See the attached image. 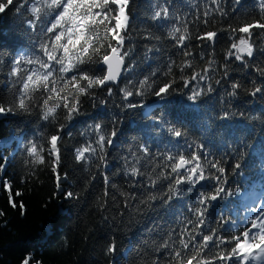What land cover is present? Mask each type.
I'll use <instances>...</instances> for the list:
<instances>
[{"label":"trees","instance_id":"obj_1","mask_svg":"<svg viewBox=\"0 0 264 264\" xmlns=\"http://www.w3.org/2000/svg\"><path fill=\"white\" fill-rule=\"evenodd\" d=\"M19 3L23 0H17V6ZM220 6L228 13L227 17L215 11L217 5L212 0H133L130 39L125 44L132 48L129 58L132 70L124 73L118 86H112L114 94L111 97L99 88L94 90L95 101L90 96H82L85 115L77 118V122H68L63 132V167L69 173L65 187L80 193L79 199L50 198L56 191L50 169L26 163L30 158L24 145L34 140L47 148L40 134L45 138L55 134L56 125L39 119L38 108L32 115L0 117V163H5L3 158L7 157L2 176L12 180L14 188L23 191L15 200L17 204L22 200L25 206L23 214L19 207H10L0 184V210L5 213L0 216V264H22L26 256H31V264L37 261L42 264H113L114 259H118L119 264H152L157 257L160 264H168L167 254L161 255L163 250L157 252L156 248L168 240L169 233L172 237L169 243L175 241L178 246L179 233L188 220H195L190 208L197 206L200 193L213 191L215 182L205 181L199 188L194 186L192 191H187L189 185H181V197L173 199L169 205L153 202V208L146 209L139 200L149 194H167L168 185L176 179L175 173L169 175L171 168L167 165L172 162L164 160L165 154L183 152L189 158L192 151L206 154L207 160H201L206 175L208 161L220 160L228 179L225 187L239 189V192L213 202L211 216L215 220L221 215L235 220L237 231L246 226L242 223L244 218L250 219L253 215L249 209L264 204V92L251 95L256 87L264 89V76L255 70L264 68V55L257 51L254 57H245L247 67L234 57L225 59L231 40L227 32H220L212 46L192 40L193 55L184 57L183 50L174 46L176 41L168 36L173 28L183 30L185 25L195 35L197 30L218 31L229 24L239 27V21L259 19V0H242L240 6L235 5L234 0H220ZM163 7L169 10L168 18L153 20L154 12ZM234 8L237 9L235 13ZM205 11H210L209 17H204ZM28 15L24 9L20 13L11 9L0 14V102L10 101L19 88L15 78L9 77L12 60L21 53L39 54L34 42L44 37L39 29L33 33L27 28ZM204 19H208L207 25L202 22ZM259 32L255 30L253 36L257 49L264 48V35H257ZM185 59L192 60L194 70L201 74L208 61H214L208 78L197 79L185 87L181 76L191 78L193 73V69L181 73L177 67ZM172 61L175 62L172 74L166 77L163 73ZM153 72L157 74L152 79L158 85L174 79L176 91L163 100L147 91L144 96L122 99L119 88L132 81L128 88L135 92L138 81L145 76L151 77ZM94 74L102 75L101 72ZM234 82L240 87L236 95H229ZM209 85L213 89L211 92L207 91ZM192 88L204 90L195 102L187 99ZM100 100L107 103L100 104ZM127 103L142 106L126 108ZM224 112L229 113V119H221ZM63 117L64 111L60 110L57 124L65 122ZM96 123L104 124L106 133L114 127L118 130L115 145L107 146V168H98L100 162L95 157L89 163L74 160L76 148L96 139L91 129ZM168 127L180 130L183 135L175 137L168 132ZM13 132L17 139L11 138ZM141 145L149 149L148 154L142 152ZM198 145H204L203 150L198 149ZM237 160L241 168L233 173L232 165ZM133 165L145 174L152 173L153 179L161 173L168 179H161L152 188L147 175H125L126 168ZM31 173L35 175L30 176ZM103 174L110 177V184L116 185L109 187L108 196H104ZM93 176L95 179L89 184ZM21 177L30 178L22 184ZM121 192L137 199H129V206L125 207L126 197L121 196ZM104 200L107 204L100 207ZM211 226L216 225L212 223ZM187 227L191 229L193 225ZM226 228L233 230L230 225ZM113 239L119 252L115 256L106 255V246Z\"/></svg>","mask_w":264,"mask_h":264},{"label":"snow or ice","instance_id":"obj_2","mask_svg":"<svg viewBox=\"0 0 264 264\" xmlns=\"http://www.w3.org/2000/svg\"><path fill=\"white\" fill-rule=\"evenodd\" d=\"M133 0H23L17 6V0H0V14L14 9L17 13L24 9L29 15L25 21L27 28L33 33L39 29L43 37L38 42H34V47L38 49L39 54L21 53L12 60V67L9 77L15 78L19 88L15 90L13 98L8 102H0V117H16L32 115L35 109H39V119L56 125L55 134L44 137L41 133V139H45L47 148L34 140H28L24 149L30 158L26 163L32 166L42 165L50 169L52 179L55 183V189L50 198L79 199L80 193L68 190L65 182L68 181L69 173L64 171L62 140L63 132L68 127V122H77V118L84 116L82 112V96H90L93 101L96 100L95 89L99 88L106 91L108 96L114 94L113 87L121 81L125 72L132 70V63L129 58L132 54V48L125 47L126 41L130 39L128 33L131 25V8ZM217 5L215 11L222 16L227 17L228 13L220 6V0H212ZM235 5L240 6L242 0H234ZM237 11L233 9V13ZM204 17L210 16V11L204 12ZM169 10L167 7L155 11L152 19L159 20L168 18ZM205 25L209 23L208 19L202 21ZM214 23V22H213ZM46 25V26H45ZM255 30H260L257 35H264V0H259V19H253L251 22L239 21V27L229 24L228 27L221 28L218 31L197 30L193 35L187 25L180 28H173L168 32L176 44L183 51L184 57L193 55L191 51V41L196 40L206 46L214 45L218 40L220 32H227L231 40L230 48L225 59L234 57L241 61L245 67V57L252 58L259 51L264 55V48L257 49L253 39ZM179 33V35H177ZM159 39V37H156ZM200 46L199 44L197 45ZM152 51V49H148ZM203 57V53H201ZM172 61L168 65V70L163 73L164 76L172 74ZM214 61L209 60L203 74L194 70L193 61L185 59L180 68L181 73L186 69H193L191 78L181 76L184 86L188 87L192 81L197 79L205 80L208 78V70L212 67ZM90 66H95L90 67ZM227 68V65L224 66ZM261 76H264V68L255 69ZM94 72H101L102 75H95ZM153 72L150 76H145L138 81L139 87L135 92L129 90L128 85L119 88L123 94L122 99L127 100L133 95L144 96L146 91L152 95L165 99L173 91H176L174 79L167 83L157 84L152 77L156 76ZM225 72V76H227ZM83 82V83H82ZM219 83V81H217ZM240 87L238 82L232 84L233 91L229 95H236V89ZM207 91L213 89L209 85ZM264 92L260 87L254 88L251 95ZM204 93L203 89H191L187 99L195 102ZM100 104H106L107 101L100 100ZM96 106L95 104L93 105ZM142 105L127 103L126 108H136ZM60 110L64 111V123L57 124V118ZM242 115V114H241ZM94 119V117H88ZM229 113L224 112L221 119H229ZM105 125L96 123L91 126L92 132L96 135L94 141L88 142L75 149L74 160L77 162H91L95 157L99 160L97 167L107 168V146H114L118 130L114 127L110 132H105ZM168 132L175 137H181L183 133L174 128L168 127ZM70 135V133H68ZM12 139H17L13 132ZM7 141H5L6 143ZM95 145V146H93ZM198 149L203 150L204 145H198ZM143 153L148 154L149 149L141 145ZM135 156V153H132ZM47 157V158H46ZM5 163H0V184L8 196L10 207L21 209L24 212V203L21 200L16 203L15 198L21 197L23 191L13 187L12 180L5 179L2 173L5 171L7 157L3 158ZM207 160L206 154L192 151L191 156L186 157L183 152L176 154H165L164 160L172 162L171 172L175 173L176 179L168 185V193L162 195L149 194L145 199H140L139 204L144 205L146 209L153 208V202L159 201L162 205L169 203L183 195L181 185H189L187 191L197 184L205 181H214L213 191L200 193L196 200V207L190 208L195 220H188L182 231L179 233L178 246L175 241L171 244V233L168 234V240L160 244L157 252L161 255L167 254L168 264H264V204L250 208L253 213L250 219L244 218L243 224L246 226L237 228L235 220L225 219L223 215L219 220L212 218L210 209L215 205L213 202L224 200L238 194L239 189L226 188L228 184L225 176V168L221 166L220 160L208 161V174L201 160ZM139 163V159L136 160ZM241 168L240 160L232 165L233 173ZM211 169H215L212 172ZM87 171V169H85ZM183 170V171H182ZM155 172V168L153 169ZM131 174L133 177L147 175L148 184L155 188L161 179H168L162 173L155 179L152 173H143L133 165L126 168L125 175ZM31 173L30 176H34ZM30 177H21L23 184ZM95 176L89 180V184ZM104 196L109 195V187L115 188L116 185L110 184V177L103 174ZM138 183V182H137ZM72 187L71 185L68 186ZM125 196V207H128L129 199H137L129 193H120ZM99 200V198H98ZM115 201V197H112ZM107 200L100 204L104 207ZM0 210V216L4 215ZM215 223V227L211 224ZM187 225H193L191 229ZM231 226L233 230L229 231L226 226ZM51 231V226H49ZM119 252V246L116 241L111 240L106 246V255L115 256ZM22 264H31V256H26ZM36 264H42L37 261ZM113 264H119L118 259H114ZM152 264H160L159 257L152 261Z\"/></svg>","mask_w":264,"mask_h":264},{"label":"water","instance_id":"obj_3","mask_svg":"<svg viewBox=\"0 0 264 264\" xmlns=\"http://www.w3.org/2000/svg\"><path fill=\"white\" fill-rule=\"evenodd\" d=\"M112 86H115V85H111V84L109 85V87H112ZM182 171H183V170H182ZM202 185H203V182H201L200 184H197L195 187H196V188H199V187H201Z\"/></svg>","mask_w":264,"mask_h":264}]
</instances>
